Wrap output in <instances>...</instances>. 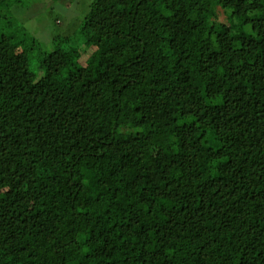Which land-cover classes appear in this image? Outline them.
<instances>
[{"label": "trees", "instance_id": "trees-1", "mask_svg": "<svg viewBox=\"0 0 264 264\" xmlns=\"http://www.w3.org/2000/svg\"><path fill=\"white\" fill-rule=\"evenodd\" d=\"M21 2L0 264H264V0H93L49 51Z\"/></svg>", "mask_w": 264, "mask_h": 264}, {"label": "rangeland", "instance_id": "rangeland-1", "mask_svg": "<svg viewBox=\"0 0 264 264\" xmlns=\"http://www.w3.org/2000/svg\"><path fill=\"white\" fill-rule=\"evenodd\" d=\"M93 0H22L20 6L12 10L21 24H24L30 33L40 36L44 50L52 48V22L56 18L62 20H78L88 10ZM57 2V3H56ZM58 20L57 25L63 26Z\"/></svg>", "mask_w": 264, "mask_h": 264}]
</instances>
